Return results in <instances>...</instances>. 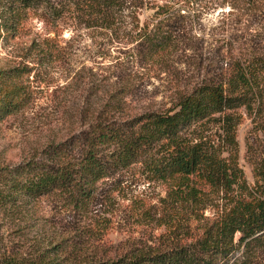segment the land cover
Listing matches in <instances>:
<instances>
[{
  "label": "rangeland",
  "instance_id": "374dc122",
  "mask_svg": "<svg viewBox=\"0 0 264 264\" xmlns=\"http://www.w3.org/2000/svg\"><path fill=\"white\" fill-rule=\"evenodd\" d=\"M139 1L136 8L124 3L106 26L90 18L86 0H51L64 7L59 20L29 11L17 35L0 39V68L29 71L22 79L27 100L0 123V264H99L144 250L197 248L232 200L256 185L264 164V92L259 110L235 111L242 119L237 152L218 120L185 132L218 157L237 159L246 182L230 191L199 182L196 201L141 163L98 181L88 198L68 190L33 197L17 187L26 178L12 179L13 168L51 161L49 144L80 138L112 96L123 103L118 121L175 110L197 87L225 85L238 62L264 57V0ZM159 7L175 47L152 57L141 35L146 21H159ZM234 256L236 264H264V236Z\"/></svg>",
  "mask_w": 264,
  "mask_h": 264
},
{
  "label": "trees",
  "instance_id": "16d2710c",
  "mask_svg": "<svg viewBox=\"0 0 264 264\" xmlns=\"http://www.w3.org/2000/svg\"><path fill=\"white\" fill-rule=\"evenodd\" d=\"M127 2L134 8L141 4L139 0H86V7L92 20L110 26ZM63 8L51 0H0V39L17 35L29 11L41 9L59 20ZM156 13L159 21L153 27L146 21L141 35L152 57H160L175 47L173 33L161 27L167 14L162 7ZM28 72L22 67L0 68V123L18 112L27 100L22 79ZM263 92L264 57L255 56L238 62L225 85H201L183 95L175 110L118 121L114 117L124 112L123 103L112 96L80 138L50 143L51 161L33 159L18 165L11 170L12 179L24 176L26 181H20L17 187L33 197L68 190L88 198L98 181L141 163L156 177L174 180L178 190L196 201L203 190L197 186L199 182L211 190L230 191L236 184L246 182L245 178L240 182L244 176L237 159L218 157L190 140L185 132L193 123L218 120L237 152V128L242 119L235 111L241 107L249 113L259 110ZM256 177L254 188L246 186L247 195L232 200L220 220L206 229L197 248L144 250L99 264H236L234 255L241 245L264 236V164ZM2 198L0 193V201Z\"/></svg>",
  "mask_w": 264,
  "mask_h": 264
}]
</instances>
